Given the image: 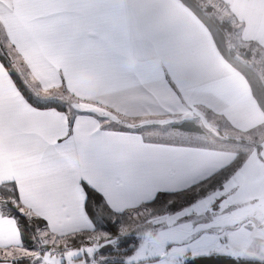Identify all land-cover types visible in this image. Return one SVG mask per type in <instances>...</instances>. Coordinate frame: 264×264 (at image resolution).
<instances>
[{"label":"crops","instance_id":"1","mask_svg":"<svg viewBox=\"0 0 264 264\" xmlns=\"http://www.w3.org/2000/svg\"><path fill=\"white\" fill-rule=\"evenodd\" d=\"M206 1L218 18L241 25L229 42L238 40L251 58L264 57V0ZM0 28L12 67L32 96L69 100L63 111L31 105L0 61V185L13 184L20 210L45 224L36 229L41 250L26 249L0 199V264L17 256L29 264H103L90 258L101 247L83 255L87 246L63 241L94 231L83 184L111 211L132 214L158 193L208 179L239 151L246 156L221 188L150 224L195 225L192 218L208 216L188 235L192 250L169 243L144 248L140 240L125 263L179 264L199 254L264 262V113L186 6L178 0H0ZM58 38L74 45L103 41L111 53L103 71L75 48L50 47ZM184 120H193L210 145L144 137V128Z\"/></svg>","mask_w":264,"mask_h":264},{"label":"trees","instance_id":"2","mask_svg":"<svg viewBox=\"0 0 264 264\" xmlns=\"http://www.w3.org/2000/svg\"><path fill=\"white\" fill-rule=\"evenodd\" d=\"M186 6L208 29L212 40L220 55L226 62L240 73L246 80L253 98L256 100L261 111L264 113V62L259 67H253L251 52L245 48H230L228 43L233 36H236L241 25L231 17L230 19H220L214 14L212 5L202 6L200 0H178ZM217 4L216 0H208ZM0 61L12 78L14 84L24 96L26 101L38 108H56L63 111L64 107L58 102H41L34 98L24 87L20 77L11 67L6 57L0 52ZM172 129L181 133H189L203 137L202 129L193 120H184ZM204 139V137H203ZM202 145L209 146V142L202 141ZM246 153L239 151L235 154L233 161L217 171L208 179L195 184L188 189L174 193H158L151 201L145 203V208L149 210L150 216H160L171 214L186 209L197 200L203 198L207 192L221 188L222 184L239 168ZM85 191L84 209L94 226L92 233L85 232L64 239L66 246L70 248H80L87 244L90 237L100 231L106 233L116 241L111 243V248L107 250H94L90 258L105 259L103 264H126L125 259L129 257L138 244V237L134 233L120 236L119 226L122 222H127L126 213H115L105 204L103 198L92 188L83 184ZM0 199L6 209L7 216L12 217L18 227L20 240L24 247L30 248L33 244L35 231L45 226L40 219L27 217L21 210L18 194L13 184L0 185ZM87 256V255H86ZM84 256V257H86ZM151 259L150 261L157 260ZM10 264H29L26 261L17 260ZM179 264H264L263 261L255 259H239L227 254H199L184 257Z\"/></svg>","mask_w":264,"mask_h":264},{"label":"rangeland","instance_id":"3","mask_svg":"<svg viewBox=\"0 0 264 264\" xmlns=\"http://www.w3.org/2000/svg\"><path fill=\"white\" fill-rule=\"evenodd\" d=\"M200 3L202 6H206L207 4H209L206 0H201ZM214 13H216L218 15L216 9H215ZM228 46L230 48H234V49L239 48L238 47V40L232 39V43L229 42ZM0 52H1V54H3L6 57V59L8 60L9 64L12 67L10 60L13 59L14 55L12 56L11 49L9 47V44L4 39V34H3V31L1 28H0ZM9 56L11 59L9 58ZM263 62H264V57L258 55V56H254L253 58H251V61L249 64L251 66H253L254 68L255 67L257 68ZM17 75H18V73H17ZM37 100H39V99H37ZM44 101H46V102L47 101L58 102L55 99L54 100H43L41 102H44ZM64 101H63V103L60 102V104H62L63 107H65L67 104H69V100L68 101L64 100ZM112 121L121 122L122 125L125 124L122 120L119 121L118 119H115ZM143 132L145 133L146 136H144V137H146L145 139H147V140H163V141L168 140V141H186V142L205 140V138L201 140V138H196V137H192V136H182L181 135V137H178L179 133H177V132L175 133L172 130L170 125H169V127L164 125L163 128H161L160 130H156V131L152 130L150 127L144 128ZM164 215H166V214H164ZM164 215L151 217L149 210L145 208V204H144L142 207H140L136 211V213L126 215L127 222H122V224L119 226L118 234L120 236H125V235H129L130 233H134L138 237V244L140 243V240H141V242L145 243V246H143L144 248H146L149 244H152V245L156 246L157 248H160V246L162 247L164 244L169 243L171 245L170 247L176 246L177 248L184 250L186 253V252H189L190 250H192V248H194V245H189L190 244L189 241H191L192 238H190L189 241H187L188 235L189 236L192 235V234H190V232L195 227L203 228L204 227L203 224H205L203 221L209 220L208 216H204V218L200 217L199 220L196 218H192L191 223H196L195 225L190 224V223L182 224V221H180V222L174 224L172 227H166V226L162 227L161 225H159V226L151 228L150 224H151L152 220L155 218L164 216ZM197 220L201 221V222L198 223V222H196ZM185 225H187V226H185ZM38 240H39V234L37 236V232L35 231L33 244L30 248H26V249H39V250H41L42 245H40V243L37 245ZM113 241L115 242L116 240L113 238H110L106 233L98 231L90 237L87 244L85 245V246H87V248H85V251L83 250L82 254L83 255L86 254L88 250L96 249L95 246L101 247L100 250L110 249L111 243ZM46 248H49V249L55 248V246H53V247L46 246ZM22 259H23V261H26L29 263V261L26 259V257L17 256L16 259H14V260L17 261V260H22Z\"/></svg>","mask_w":264,"mask_h":264},{"label":"snow or ice","instance_id":"4","mask_svg":"<svg viewBox=\"0 0 264 264\" xmlns=\"http://www.w3.org/2000/svg\"><path fill=\"white\" fill-rule=\"evenodd\" d=\"M50 47H72L75 48L78 52H82L89 59H91L100 69L103 71L104 65L108 57L111 55L107 46L103 41L97 42H83L82 45H74L70 41L65 40L64 38H58L56 40L48 41Z\"/></svg>","mask_w":264,"mask_h":264},{"label":"built area","instance_id":"5","mask_svg":"<svg viewBox=\"0 0 264 264\" xmlns=\"http://www.w3.org/2000/svg\"><path fill=\"white\" fill-rule=\"evenodd\" d=\"M14 263H16L17 261L15 260V261H13Z\"/></svg>","mask_w":264,"mask_h":264}]
</instances>
